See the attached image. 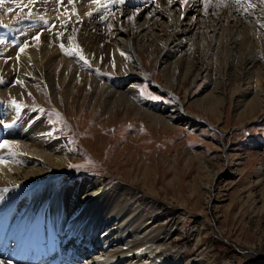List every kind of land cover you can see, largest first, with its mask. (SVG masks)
<instances>
[{"label": "rangeland", "instance_id": "374dc122", "mask_svg": "<svg viewBox=\"0 0 264 264\" xmlns=\"http://www.w3.org/2000/svg\"><path fill=\"white\" fill-rule=\"evenodd\" d=\"M29 1L36 6L33 13L17 14L18 18L12 20L0 18V59L14 61L18 67L9 73L0 68V89H15L12 95L0 94V104L13 106L15 100L23 113L44 116L62 132L70 165L66 171L55 172L57 188L88 177H99L104 185L114 188L129 187L135 197L134 207H143L144 215L154 213L152 227L168 226L169 241L184 254V263L209 257L211 264H243L246 252L254 254L248 264H264V113H256L254 120L236 114L233 94L245 85L234 77L242 64L236 60L234 66L230 65L228 48L214 54L207 40L205 50L211 53L200 54L207 73L192 81L191 63L192 74L180 73L170 89L157 54L131 61L121 57L119 65L113 44L94 56L84 45L70 48L59 39L64 23L80 24L84 15L95 12L104 21L107 37L114 39L115 29L125 18L117 13L115 3L156 6L158 0H83L80 4L68 0H0V5ZM232 3L240 9L241 18L255 19L250 24L264 37V0ZM88 4L97 7L91 10ZM203 5L198 8L201 15L205 13ZM0 13L6 16L3 8ZM39 31L58 38V57L78 74L108 86L123 78L125 84L129 83L124 91L134 88L131 98L135 105L155 114L179 112L183 124L162 130L150 126L146 119L133 120L131 113L125 117L124 110L108 116L102 109L103 95L92 108L96 93L86 94L89 86L80 87L72 99L53 98L44 77L19 65L23 58L30 59L29 51L39 43ZM26 45V53H20ZM69 51L72 56L66 54ZM260 57L264 63L263 55ZM134 63L138 67L132 70ZM257 71L264 89V65ZM214 91H222L217 115L201 106ZM69 93L72 96V90ZM84 97L87 99L81 107ZM146 170L150 174L148 182L142 179ZM178 214L182 215L179 219ZM196 237L198 243L194 245Z\"/></svg>", "mask_w": 264, "mask_h": 264}, {"label": "bare ground", "instance_id": "6f19581e", "mask_svg": "<svg viewBox=\"0 0 264 264\" xmlns=\"http://www.w3.org/2000/svg\"><path fill=\"white\" fill-rule=\"evenodd\" d=\"M81 1L85 0L72 3ZM183 1L158 0V7L154 4L128 7L129 3H115L117 13L125 18L115 29L114 39L107 37L106 26L98 12L89 14L97 6L88 4L89 15H84L80 24L64 23L59 39L70 48L84 45L87 53L94 56L113 44L118 64L121 57L131 61L141 60L142 55L153 58L157 54L161 58L166 87L170 89L177 84L176 76L191 71V63L194 67L192 81L207 73L206 65L200 63V54H207L206 42L210 40L214 54L228 48L230 65L234 66L236 60L242 64L234 77L245 87L233 94H236L233 106L238 110L237 115L254 120L256 113H264V89L257 71L264 65L260 57H264V37L250 24L255 19L241 18L240 9L232 0ZM202 3L204 15L199 14L198 9ZM2 5L0 9L5 10L6 16L0 13V18L4 19L12 20L18 18L17 14H31L36 10L30 1L9 7ZM40 33L36 48L29 51L30 59L23 58L19 65L44 77L53 98L72 99L80 87L89 86L86 94L96 93L92 108L103 95L102 109L108 116L124 110L125 117L131 113L133 120L145 122L146 119L150 126L162 130L183 124L179 112L155 114L135 105L131 98L134 88L130 86L124 91L123 87L129 83L125 84L123 78L116 85L108 86L78 74L72 65L58 57V38ZM26 49L27 45L20 53ZM1 67L7 73L18 68L14 61L5 59H0ZM131 67L133 70L138 64ZM57 84L60 87H56ZM14 90L3 87L0 94L12 95ZM213 93H209L201 106L205 112L217 115L222 91ZM86 99H82L81 107ZM198 103L195 106L199 107ZM5 141L8 147L0 148L3 160L0 163V264L212 263L209 257L184 263V254L169 241L168 226L154 229V213L144 215L143 207H134L135 197L127 186L114 188L104 185L99 177H88L58 189L55 172L66 171L70 165L68 145L59 128L51 126L44 116L0 104V142ZM142 173V179L148 182L150 174L147 170ZM180 217L182 215L178 214L177 218ZM196 243L198 237L193 244ZM243 256V264H248L254 254L245 252Z\"/></svg>", "mask_w": 264, "mask_h": 264}, {"label": "snow or ice", "instance_id": "6c2138e0", "mask_svg": "<svg viewBox=\"0 0 264 264\" xmlns=\"http://www.w3.org/2000/svg\"><path fill=\"white\" fill-rule=\"evenodd\" d=\"M68 2L69 3H72L73 0H68ZM94 2H98V0H94ZM119 2L123 3L124 0H119ZM0 42H2V41H0ZM63 47L64 46L61 45V48L62 49H63ZM21 51H23V48H21ZM66 54L69 55V56H72L73 55V52L72 51H69ZM80 59L81 60H84V63L87 64V60H85L83 56H80ZM11 103H12L13 107H15L17 109V111L20 110L21 106L19 104H17V102L15 100H13ZM6 147H8V144H7L6 141L5 142H0V148H6ZM0 163H3V160L2 159H0Z\"/></svg>", "mask_w": 264, "mask_h": 264}]
</instances>
